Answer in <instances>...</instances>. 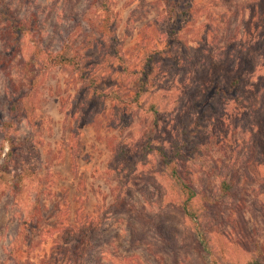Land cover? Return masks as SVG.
Instances as JSON below:
<instances>
[{
    "label": "rangeland",
    "instance_id": "rangeland-1",
    "mask_svg": "<svg viewBox=\"0 0 264 264\" xmlns=\"http://www.w3.org/2000/svg\"><path fill=\"white\" fill-rule=\"evenodd\" d=\"M193 5L172 34L164 0H0V264H206L161 162L182 141L209 264H264V0Z\"/></svg>",
    "mask_w": 264,
    "mask_h": 264
},
{
    "label": "trees",
    "instance_id": "trees-1",
    "mask_svg": "<svg viewBox=\"0 0 264 264\" xmlns=\"http://www.w3.org/2000/svg\"><path fill=\"white\" fill-rule=\"evenodd\" d=\"M165 3V10L168 13V15L172 19V27H171V33L175 34L180 32L186 25L187 21L189 20V17L192 13V10L194 8V0H164ZM6 21L5 24L7 31H9L10 34L13 35V37L18 38L21 33L28 30L33 36L34 40L38 43H40V32L38 30V25L35 20H28L27 22L23 21L22 19H18L17 17L9 16L8 13H6ZM39 50L44 51V49H41L39 47ZM57 57L60 58L61 63H74L76 66L80 65V60L76 55H69L65 51L58 52L56 54ZM244 70L238 69L236 71V74L232 75L228 82L222 86V93L226 94L227 96L233 95L236 91L242 90V84L245 81V78L243 77ZM147 77V74H144V79L140 77L138 82L142 86H144V83L146 82L145 78ZM186 142H175L172 146V151L170 154H168L166 151L161 149V162L164 164L167 168H169V174L174 181L175 185L182 190L184 194V198L181 201L182 209L185 213V215L192 221L194 225L195 230V238L199 243V246L201 248L200 254L203 259V261L206 264L210 263L211 257H212V247L210 243V236L208 234L207 226L205 224L204 215L200 212L199 207L196 204L195 201V195L196 191L194 189V185L192 181L189 179V177L182 174L180 170V166L182 163L188 158L190 155V152L188 151V147ZM187 147V148H186ZM10 165L8 164V167ZM7 168V165H6ZM8 169V168H7ZM232 184L231 182L227 180L222 181L221 189L223 192V195H228L231 191ZM82 233L80 232L77 235V241L79 240V244L75 247V252L77 255L81 256L85 252V241L82 236ZM75 235V236H76ZM247 264H262L259 258H256Z\"/></svg>",
    "mask_w": 264,
    "mask_h": 264
}]
</instances>
